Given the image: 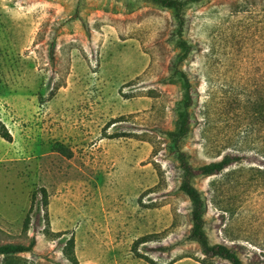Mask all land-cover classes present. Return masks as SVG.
Instances as JSON below:
<instances>
[{
  "label": "rangeland",
  "instance_id": "obj_1",
  "mask_svg": "<svg viewBox=\"0 0 264 264\" xmlns=\"http://www.w3.org/2000/svg\"><path fill=\"white\" fill-rule=\"evenodd\" d=\"M263 25L264 0L187 5L181 67L195 97L182 148L196 168L233 152L230 108L264 76ZM177 32L174 10L150 0H0V120L12 135H0V244L36 238L0 264H71V237L79 264H231L191 238L169 145L184 94L166 80ZM247 156L232 169L264 166ZM241 175L193 179L205 231L244 264H264V191Z\"/></svg>",
  "mask_w": 264,
  "mask_h": 264
},
{
  "label": "trees",
  "instance_id": "obj_2",
  "mask_svg": "<svg viewBox=\"0 0 264 264\" xmlns=\"http://www.w3.org/2000/svg\"><path fill=\"white\" fill-rule=\"evenodd\" d=\"M153 3L174 10V16L178 24V45L182 48V53L175 57L170 65V75L166 78L171 82L179 81L184 90L183 98L179 103V117L174 131L168 132L170 146L180 163L182 172L181 190L187 194L192 202L191 219V238L198 241L202 251L208 257L219 256L228 259L231 264H244L233 247L224 243L212 244L205 231V212L206 201L202 192L195 186L193 179L197 174L233 176V183L238 184L244 172L249 174L248 183L253 189L264 191V166H239L233 168L235 164H242L247 155L253 154L264 161V76L258 80L253 75L248 80L249 90L242 93L246 100L245 107H236L235 104L230 108L233 110L234 135L230 138V147L233 152L224 154L220 159L211 161L196 168L191 162L189 155L182 148V142L191 131L192 113L190 111L194 101V91L192 82L187 72L181 67L183 61L188 57L192 50V45L182 38L186 25V8L190 0H150ZM201 1V0H195ZM264 36V25L261 27ZM264 47V44H263ZM264 64V61H263ZM241 93L235 98H241ZM0 135L8 140H12V135L6 125L0 120ZM231 168V169H230ZM227 171V172H226ZM238 174V176H235ZM241 175V176H240ZM45 196V206L48 207L47 195ZM30 219L27 218V223ZM47 227L50 221L47 216ZM46 233L54 237H59L62 232H52L50 229ZM36 245V238H32L29 245L23 243H2L0 244V256L9 257L24 252H33ZM63 253L71 264H79L75 253V239L71 237L63 249Z\"/></svg>",
  "mask_w": 264,
  "mask_h": 264
}]
</instances>
